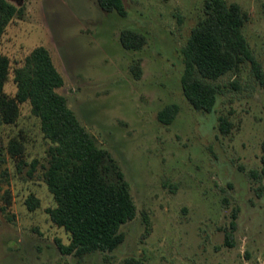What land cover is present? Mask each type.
<instances>
[{"label":"rangeland","instance_id":"rangeland-1","mask_svg":"<svg viewBox=\"0 0 264 264\" xmlns=\"http://www.w3.org/2000/svg\"><path fill=\"white\" fill-rule=\"evenodd\" d=\"M9 1L24 15L10 20L1 39L11 60L5 91L15 94L14 70L35 47H47L65 79L58 91L124 172L138 212L122 225L125 241L116 250L63 254L57 242L68 244L70 234L46 212L55 206L44 177L51 142L23 103L16 123L0 126V264H264V89L249 62L213 81L223 92L212 112L195 109L182 88V48L205 0H124L125 17L98 0ZM226 1L250 15L245 34L264 68V0ZM123 30L143 35L142 47L125 48ZM171 103L180 112L164 125L158 113ZM221 116L233 125L228 134L219 130ZM13 138L24 143L21 157L8 151ZM32 194L40 200L35 210L26 204ZM235 211L230 247L225 228Z\"/></svg>","mask_w":264,"mask_h":264},{"label":"trees","instance_id":"trees-1","mask_svg":"<svg viewBox=\"0 0 264 264\" xmlns=\"http://www.w3.org/2000/svg\"><path fill=\"white\" fill-rule=\"evenodd\" d=\"M98 4L106 12L116 11L127 16L124 0H98ZM203 11V17L192 28L182 48L185 68L181 83L186 98L195 109L212 112L223 92L213 81L240 70L249 62L264 89V68L248 42L245 26L250 15L240 4L205 0ZM23 15V7L0 0V43L10 20ZM120 40L127 49H139L145 42L143 35L131 30H123ZM10 68L11 60L0 47V126L16 123L21 115V105L26 102L40 118L41 130L51 142L44 177L55 202V206L47 207L46 212L55 225L70 234L68 244L58 240L60 251L83 257L97 251L116 250L125 241L122 225L133 220L138 212L124 172L110 152L98 146L68 106L67 98L58 91L64 86L65 79L47 47H35L24 65L14 70L17 86L14 95L5 91ZM131 71L136 78L142 77L139 62L131 65ZM179 112L177 103L167 104L159 111L158 119L164 125H170ZM232 127L227 116L220 117L222 133H230ZM262 149L259 177L264 185V143ZM24 150L22 141L17 138L9 141L8 151L12 156L21 157ZM107 161L115 168L116 181L105 175ZM26 204L30 210H35L40 207V200L32 194ZM236 219L235 211L230 227L225 228V244L230 247L235 245ZM126 263L140 264L132 258Z\"/></svg>","mask_w":264,"mask_h":264}]
</instances>
